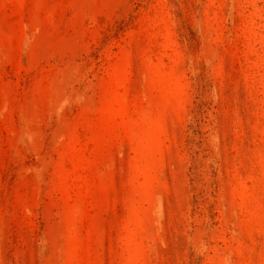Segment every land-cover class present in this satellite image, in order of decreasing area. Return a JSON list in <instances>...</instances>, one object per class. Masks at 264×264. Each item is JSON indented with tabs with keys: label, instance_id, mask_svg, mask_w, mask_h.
<instances>
[{
	"label": "rangeland",
	"instance_id": "374dc122",
	"mask_svg": "<svg viewBox=\"0 0 264 264\" xmlns=\"http://www.w3.org/2000/svg\"><path fill=\"white\" fill-rule=\"evenodd\" d=\"M0 264H264V0H0Z\"/></svg>",
	"mask_w": 264,
	"mask_h": 264
}]
</instances>
